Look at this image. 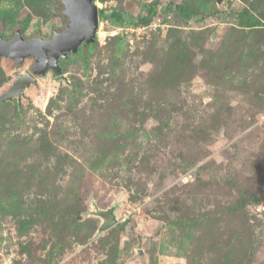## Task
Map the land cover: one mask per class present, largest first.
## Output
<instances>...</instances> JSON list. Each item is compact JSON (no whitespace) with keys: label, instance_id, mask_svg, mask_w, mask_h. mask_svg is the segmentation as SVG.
Wrapping results in <instances>:
<instances>
[{"label":"rangeland","instance_id":"rangeland-1","mask_svg":"<svg viewBox=\"0 0 264 264\" xmlns=\"http://www.w3.org/2000/svg\"><path fill=\"white\" fill-rule=\"evenodd\" d=\"M93 1L67 82L0 103V264H264V0ZM60 9L0 0V35L48 39ZM34 63L0 56V94Z\"/></svg>","mask_w":264,"mask_h":264},{"label":"water","instance_id":"water-1","mask_svg":"<svg viewBox=\"0 0 264 264\" xmlns=\"http://www.w3.org/2000/svg\"><path fill=\"white\" fill-rule=\"evenodd\" d=\"M59 14L62 18H67L69 23L63 30L53 29L48 39L34 37L26 40L21 30L16 31L11 40H5L0 35V56L14 59L18 64L26 58L35 60L30 70L18 75L9 90L0 94V103L20 99L27 88L37 84V76H43L49 71L57 76L60 84L67 82L62 75L60 60L68 58L71 52H77L83 43L94 41L99 28V11L93 0H63V9L59 10ZM115 210L116 207H95L90 212L101 219L99 233L117 225ZM139 252L142 253L141 250Z\"/></svg>","mask_w":264,"mask_h":264},{"label":"trees","instance_id":"trees-1","mask_svg":"<svg viewBox=\"0 0 264 264\" xmlns=\"http://www.w3.org/2000/svg\"><path fill=\"white\" fill-rule=\"evenodd\" d=\"M179 9L182 12H186V9L184 7L179 6ZM158 12V9L156 6L152 5L149 9V12L147 14V16L140 18L139 22L146 24L150 21V19L155 16ZM110 17L113 19L114 24L118 27H121L125 24L128 23V20L126 19L125 13L118 10V9H114L112 10V12L110 13ZM244 203V202H242Z\"/></svg>","mask_w":264,"mask_h":264},{"label":"flooded vegetation","instance_id":"flooded-vegetation-1","mask_svg":"<svg viewBox=\"0 0 264 264\" xmlns=\"http://www.w3.org/2000/svg\"><path fill=\"white\" fill-rule=\"evenodd\" d=\"M61 61V60H60ZM32 68V67H31Z\"/></svg>","mask_w":264,"mask_h":264}]
</instances>
